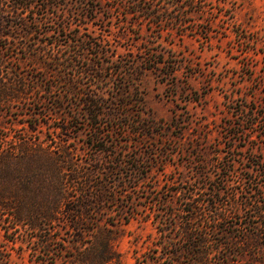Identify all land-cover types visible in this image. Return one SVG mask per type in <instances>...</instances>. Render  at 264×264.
Returning a JSON list of instances; mask_svg holds the SVG:
<instances>
[{
	"label": "trees",
	"instance_id": "obj_1",
	"mask_svg": "<svg viewBox=\"0 0 264 264\" xmlns=\"http://www.w3.org/2000/svg\"><path fill=\"white\" fill-rule=\"evenodd\" d=\"M130 7L127 14H137L142 22L165 30L163 26L172 21L186 26V18L205 12L207 5L206 0H132ZM88 16L87 10H65L59 0H0V39L5 41H0V104L11 106L34 92L48 93L52 107L40 96L42 112L30 113L32 132L39 131L48 111L64 112L57 114L61 122L53 130L59 139L56 145L25 137L20 144L0 147V219L4 215L12 218L18 232L7 241L16 244L19 235H24L19 233L22 230L34 233L39 264H122L116 248L117 225L122 219L129 223L139 213L128 212L129 202L134 201H129L127 191L149 178L154 158L153 153L125 147L129 139L116 138L113 133L118 132L115 129L133 133L138 145L155 136L158 122L143 91L132 89V84L145 70L158 69L160 64L165 68V53L145 52L139 46L138 52L146 55L142 59L135 53L129 63L112 61L116 53L105 35L84 31L81 19ZM129 32L126 26L121 37L142 35L141 31ZM39 41L43 45L37 49ZM32 47L41 54L36 58L44 72L29 81L16 71L10 74L7 64L11 59L19 60L20 51ZM177 70L160 72L174 77ZM239 107L240 116L256 115L250 121L255 126L257 109L243 102ZM226 126L236 127L231 122ZM239 132L245 133L244 128L233 131L228 140L234 141ZM82 133L87 134L84 147H71L70 140ZM223 148L216 150L212 169L198 154L189 153L193 166H201L194 168V178L184 177L180 187L172 190L181 198L179 211L169 210L176 204L167 198L159 201L164 207L155 211L150 207L162 219V228L158 225L164 236L161 245L171 250L172 257L195 256L190 259L194 264L198 256L206 264L202 258L209 249L231 248L249 235L264 239V180L256 175L242 178L243 184L251 186L239 190L232 178L237 147L230 145L228 158ZM86 150V157H77ZM250 150L254 152V147ZM247 162L244 168L251 173L264 166L262 158ZM147 198L157 203L156 194ZM230 218L235 219L222 226ZM9 256L0 255V264L10 262Z\"/></svg>",
	"mask_w": 264,
	"mask_h": 264
},
{
	"label": "rangeland",
	"instance_id": "obj_2",
	"mask_svg": "<svg viewBox=\"0 0 264 264\" xmlns=\"http://www.w3.org/2000/svg\"><path fill=\"white\" fill-rule=\"evenodd\" d=\"M59 1L65 10L88 11V18L81 19L83 29L105 35L116 53L112 61L120 59L122 63H129L135 53L138 59H142L146 55L138 52L139 46L144 47L145 52L165 53V68L160 64L158 69L145 70L132 84V89L140 94L143 91L147 107L158 122L155 136L143 139L138 145L134 140L137 136L133 133L121 134L117 129L118 132L113 133L116 138L129 139L125 147L153 153L154 156L151 164L148 163L151 165L149 178L138 188L127 191L129 201H134V204L129 202L128 212L135 210L140 214H134L127 224L122 219L117 225L119 238L116 248L121 253L122 264H192L190 259L195 256L181 254L173 258L171 250L163 248L164 236L158 227L162 228V219L152 213L150 207L154 206L153 211L164 207L159 206V201L167 198L176 204L175 208L171 204L169 210L179 211L181 198L172 190L180 187L178 183L184 177L194 178V168L201 166H193L195 163L190 162L192 156L189 153L198 154L212 169L217 158L216 150L225 147L223 153L228 158L230 145H235L237 168L232 176L234 185L244 190L251 184H243L242 178L256 175L264 180V166L254 168L252 173L244 168L248 158L264 160V0H206V11L188 16L186 26L172 21L163 26L165 30L152 27L147 21L142 22L137 14H127L132 0ZM126 26L130 34L141 31L142 35L122 38V30ZM0 41L5 42L3 39ZM42 45L39 41L35 47L40 49ZM38 55L41 57L39 50L33 47L30 51L22 50L19 60L11 59L7 70L10 74L12 70L25 75L27 81L37 78L44 72L36 58ZM173 67L178 68L174 77H165L160 72V69L168 71ZM40 96L51 106L50 95L45 91L34 92L11 106L0 104V147L20 144L25 137L40 138L45 145H56L59 139L53 130L61 122L57 114L64 113L62 110L48 111L49 117L42 120L39 131L32 132L30 113L33 110L42 112L41 103H38ZM241 102L257 109L259 115L255 126L250 124L255 114L240 116ZM230 122L236 127L227 128ZM240 123H244L243 127L238 125ZM242 128L245 133L239 132L234 141L228 140V135ZM86 140L87 134H78L70 140V146L83 148ZM251 147H254V152ZM87 150L77 153V157H86ZM155 194L157 203L153 204L147 195ZM234 219L226 220L222 226L231 224ZM181 220L177 223L180 224ZM22 232L24 235H19L16 244L7 241L18 232L12 218L2 216L0 255L11 253V261L5 264H39L34 250V233L19 231ZM240 242L231 248L209 249L202 259L206 264H264L263 238L249 235L246 241ZM196 257L194 264H201Z\"/></svg>",
	"mask_w": 264,
	"mask_h": 264
}]
</instances>
